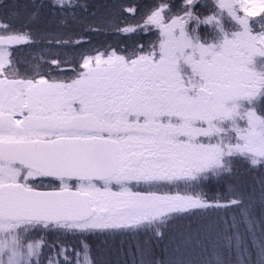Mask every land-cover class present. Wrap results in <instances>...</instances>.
<instances>
[{
  "label": "snow or ice",
  "instance_id": "obj_1",
  "mask_svg": "<svg viewBox=\"0 0 264 264\" xmlns=\"http://www.w3.org/2000/svg\"><path fill=\"white\" fill-rule=\"evenodd\" d=\"M257 58L264 0H0V264H264Z\"/></svg>",
  "mask_w": 264,
  "mask_h": 264
},
{
  "label": "trees",
  "instance_id": "obj_2",
  "mask_svg": "<svg viewBox=\"0 0 264 264\" xmlns=\"http://www.w3.org/2000/svg\"><path fill=\"white\" fill-rule=\"evenodd\" d=\"M200 32H201V34H205V33L211 34L212 30L207 26H201Z\"/></svg>",
  "mask_w": 264,
  "mask_h": 264
},
{
  "label": "rangeland",
  "instance_id": "obj_3",
  "mask_svg": "<svg viewBox=\"0 0 264 264\" xmlns=\"http://www.w3.org/2000/svg\"><path fill=\"white\" fill-rule=\"evenodd\" d=\"M262 64H264V58H257L256 66L259 68Z\"/></svg>",
  "mask_w": 264,
  "mask_h": 264
}]
</instances>
